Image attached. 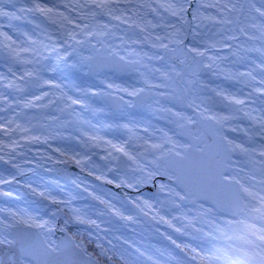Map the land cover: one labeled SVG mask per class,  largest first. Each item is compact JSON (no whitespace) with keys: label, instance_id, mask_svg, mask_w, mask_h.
Wrapping results in <instances>:
<instances>
[{"label":"snow or ice","instance_id":"6c2138e0","mask_svg":"<svg viewBox=\"0 0 264 264\" xmlns=\"http://www.w3.org/2000/svg\"><path fill=\"white\" fill-rule=\"evenodd\" d=\"M0 58V197L17 185L35 206L0 207V264H216L242 176L264 168V0H0ZM133 73L140 86L110 75ZM37 169L83 195L24 178Z\"/></svg>","mask_w":264,"mask_h":264},{"label":"flooded vegetation","instance_id":"af4514ba","mask_svg":"<svg viewBox=\"0 0 264 264\" xmlns=\"http://www.w3.org/2000/svg\"><path fill=\"white\" fill-rule=\"evenodd\" d=\"M111 78L114 82L116 83H136V86H140L139 83H137L136 77L137 74L133 73L131 76H121V75H116V74H110ZM220 79V78H219ZM209 83L215 85L216 79L213 77H208ZM83 86H87L89 84L97 86V87H102V85L99 84L98 81H96L93 78H87V79H82L80 82ZM223 86V83H222ZM225 87H229V85H225ZM201 95H210L208 92H203L200 93ZM94 103H98V101H93ZM219 110H224V109H219ZM132 115L135 116H143L144 119L150 120L152 125H159L160 127H171L170 125L166 124L165 121H160V120H155L151 116L148 115L146 112H142L140 109H132L130 110ZM190 112V110H187ZM87 118L92 121L93 124H98L101 127L98 129L101 135L107 136L112 139L116 140H125L128 139L127 133L121 131H112L109 129L103 128V124L105 122L110 121L112 118L109 116H105L103 114H98L93 116L92 114H86ZM85 131H96V129H90L88 126H84ZM60 139L53 142L54 146H60L63 147ZM75 145L72 146L71 148H74L77 151L82 150L81 147L77 144V142L74 143ZM131 146V145H130ZM43 147V146H42ZM50 166V165H48ZM71 169L69 172L73 173H79V169L75 167V165H69L68 168ZM74 167V169L72 168ZM81 176L85 177L88 179L90 182H92L91 177H87L86 173H80ZM25 179H31L33 181H40L41 178L44 180V186L47 187L49 190L53 192V194L56 195H63L62 192H60L59 188L55 184L48 183L47 181L50 179H58L60 181V185L65 187V191H71L75 194H80L83 195L82 193L79 192V189H76L71 183L70 180L67 177L61 176L60 174L56 172L52 173H46V172H35V173H26L25 174ZM112 187V186H108ZM12 188L14 190H19L24 193V196L20 200H14L10 198H5L0 202V207H15V208H27L29 210H34L35 206L32 205L29 201L32 199V197L28 194L26 189H20L19 186L13 185ZM113 191H118L116 189H113ZM78 204H88L92 203L94 206L95 202H92L90 200H79L77 201ZM251 202L245 201L244 208L241 212L237 213L235 216H231V214H228L226 217V221L221 220L220 221V230L216 232V241L215 245L212 248V251L215 255H218L220 257L219 260L216 261V264H241L243 263L242 261L251 259V258H256L261 257L262 253H264V250L262 252V248L260 247V243L257 237V233L255 229L253 228H247L245 223L246 222H251L256 228L259 227L260 224H264V218L260 220L258 217L259 214L256 213H251ZM255 211L259 209L258 203L256 202L254 207ZM257 209V210H256ZM241 215L243 217H241ZM253 218V219H251ZM234 220V222H237V228L238 232L240 233L239 236H237L236 232H234L231 221ZM241 222V223H240ZM245 222V223H244ZM126 235H132L131 233H128L125 230ZM225 250V252H223ZM255 264V261L251 260L250 264Z\"/></svg>","mask_w":264,"mask_h":264},{"label":"rangeland","instance_id":"374dc122","mask_svg":"<svg viewBox=\"0 0 264 264\" xmlns=\"http://www.w3.org/2000/svg\"><path fill=\"white\" fill-rule=\"evenodd\" d=\"M47 2V0H46ZM19 26L21 28H23V26H27L28 29L30 31H33V27L32 25H29L25 22H21L19 23ZM4 62H1L0 61V71H5V69L2 67ZM216 79V82H215V85L216 84H219L222 86V80L219 79V78H215ZM233 86H236L235 88H239L240 85H236V84H232ZM225 87V86H224ZM229 89V88H228ZM231 91H237V90H233V89H229ZM2 115V114H0ZM241 124H243L244 126H247L248 124V121L247 120H242L240 122ZM62 131H65V130H62ZM66 134H70L72 136H77L79 135V132L77 131V128L75 125H72V126H69L67 129H66ZM237 138L239 139H244L243 137V134L242 133H237V134H234ZM62 146L63 147H69L71 148L72 146H74L75 144V140H63V139H60ZM57 142V140H56ZM254 177V178H252ZM242 178L244 179V183L247 185V187L250 189V193H247L248 194V201L251 202V213H256V214H259L260 217H258L260 220H262L264 218V168L262 167H256V166H253L251 169H250V174L248 176H242ZM14 189V188H13ZM258 203V207L259 209L257 211H255V208L254 205L255 203ZM241 217H243L241 215ZM253 219V218H251ZM224 221H226L227 219H223ZM231 221V224H232V227H233V230L234 232H236L237 236L240 235V233L238 232V228H237V222H234V220H230ZM241 223V222H240ZM245 223V222H244ZM246 227L247 228H253L255 229V231L260 234V237L263 238L264 240V234L262 233L261 230H259L258 228H256L251 222H246L245 223ZM223 252H225V250H223ZM262 252H263V249H262ZM263 254V253H262ZM253 261H255V264H264V256L261 255V257H257V259L255 258ZM243 263L241 264H246L245 261L243 260L242 261ZM222 264H226L225 263H222Z\"/></svg>","mask_w":264,"mask_h":264},{"label":"water","instance_id":"95a60500","mask_svg":"<svg viewBox=\"0 0 264 264\" xmlns=\"http://www.w3.org/2000/svg\"><path fill=\"white\" fill-rule=\"evenodd\" d=\"M0 60H3L2 58H0ZM71 169V167L70 168H68V171ZM244 194V192H240V193H238V203L236 204V205H234L233 207H231L230 209H229V211H228V213L230 212V211H232V214L233 215H235L237 212H240V211H242V209H243V200H242V195ZM2 197H0V199H1Z\"/></svg>","mask_w":264,"mask_h":264},{"label":"trees","instance_id":"16d2710c","mask_svg":"<svg viewBox=\"0 0 264 264\" xmlns=\"http://www.w3.org/2000/svg\"><path fill=\"white\" fill-rule=\"evenodd\" d=\"M67 74H74V73H72V71L71 70H68V73ZM75 76V75H74ZM70 80H72L71 78H70ZM233 84V83H232ZM233 86V85H232ZM246 90V89H245Z\"/></svg>","mask_w":264,"mask_h":264}]
</instances>
